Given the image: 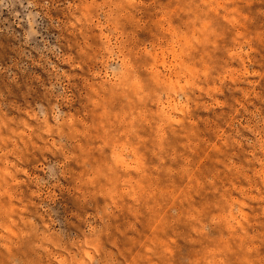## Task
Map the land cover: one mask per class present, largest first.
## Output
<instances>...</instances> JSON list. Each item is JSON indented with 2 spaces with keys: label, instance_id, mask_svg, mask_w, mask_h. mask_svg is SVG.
<instances>
[{
  "label": "rangeland",
  "instance_id": "374dc122",
  "mask_svg": "<svg viewBox=\"0 0 264 264\" xmlns=\"http://www.w3.org/2000/svg\"><path fill=\"white\" fill-rule=\"evenodd\" d=\"M0 264H264V0H0Z\"/></svg>",
  "mask_w": 264,
  "mask_h": 264
}]
</instances>
